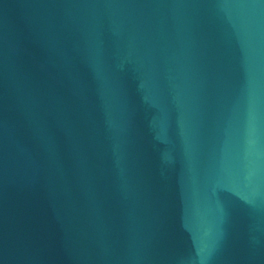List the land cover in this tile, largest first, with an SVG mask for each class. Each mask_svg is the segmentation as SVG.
Masks as SVG:
<instances>
[{
	"label": "water",
	"instance_id": "water-1",
	"mask_svg": "<svg viewBox=\"0 0 264 264\" xmlns=\"http://www.w3.org/2000/svg\"><path fill=\"white\" fill-rule=\"evenodd\" d=\"M0 264H264V0H0Z\"/></svg>",
	"mask_w": 264,
	"mask_h": 264
}]
</instances>
